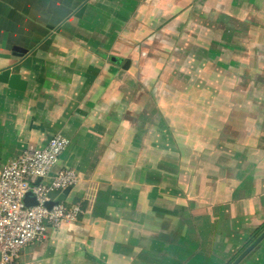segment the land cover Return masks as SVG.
<instances>
[{
	"label": "crops",
	"instance_id": "obj_1",
	"mask_svg": "<svg viewBox=\"0 0 264 264\" xmlns=\"http://www.w3.org/2000/svg\"><path fill=\"white\" fill-rule=\"evenodd\" d=\"M242 1L0 0V71L27 83L0 81V160L64 134L52 174L79 172L67 199L85 209L16 264H227L243 251L264 223V116L248 86L264 87V58L238 68L246 36L264 47V11L240 7L264 0ZM241 264H264V241Z\"/></svg>",
	"mask_w": 264,
	"mask_h": 264
},
{
	"label": "built area",
	"instance_id": "obj_2",
	"mask_svg": "<svg viewBox=\"0 0 264 264\" xmlns=\"http://www.w3.org/2000/svg\"><path fill=\"white\" fill-rule=\"evenodd\" d=\"M69 143L68 137L56 133L43 147L28 145L15 159L0 160V264H16L23 249L41 240L49 226L76 222L83 213L80 202L47 205L80 181L79 172L72 167L52 174ZM29 193L35 204H26Z\"/></svg>",
	"mask_w": 264,
	"mask_h": 264
},
{
	"label": "rangeland",
	"instance_id": "obj_3",
	"mask_svg": "<svg viewBox=\"0 0 264 264\" xmlns=\"http://www.w3.org/2000/svg\"><path fill=\"white\" fill-rule=\"evenodd\" d=\"M242 1V0H241ZM242 3H243V1H242ZM260 4V3H259ZM258 4V2H256V4L254 3V5L251 7H245L246 5H247V2L244 4V5H242V7H240V10H241V13L243 12V13H251V12H254L253 14H255L256 15V19L258 20V19H260V20H263V18L261 17V12H263L264 11V6H262V5H259ZM243 9V10H242ZM209 20H212L211 18H208V22H209ZM259 21V20H258ZM260 22V21H259ZM195 24L193 25V26H198V24H197V22H196V20H195V22H194ZM211 24H213V22H211ZM260 27H262V23H259L258 24ZM207 28V27H206ZM206 31H207V33H210L211 31H209L208 29H206ZM204 33H206V32H204ZM247 37L249 38V40L251 39V38H253V41L251 42L252 43V47H254V48H252V49H248V50H243L242 51V57H240V59L241 60H244V59H247V58H249V64H245V65H243V66H245V67H241V65H240V68H238L239 70H243L244 68L245 69H247V71H248V69L249 68H253V71H261L260 70V68H261V62L263 61V58H264V47L263 46H261L259 43H258V41H259V36H258V39H256V37H254V35H253V37H251L250 35H248V36H246L245 37V39L244 40H246L247 39ZM241 44H245V43H248V42H245V41H242V42H240ZM183 50L184 49H181V47L180 48H178L175 52H180L181 54L183 53ZM183 55V54H182ZM181 55V56H182ZM202 55L203 54H201V53H197V55H196V60H197V62H200L203 58H204V56L202 57ZM175 56V55H174ZM201 57H202V59H201ZM181 57H179L178 59H180ZM181 59H183V58H181ZM194 62H195V60H194ZM196 62V63H197ZM184 68H185V70H186V73H190V72H192V73H196V72H199V69H201L202 67H200L199 65H193V63H190V64H188L187 66H184ZM247 71H246V73H247ZM249 73H251L252 74V72H249ZM254 73V72H253ZM242 79L243 80H246L245 79V77H242ZM249 87L251 86L252 88H255V90H256V98H254L253 100H254V104H255V109H256V111L259 113V118L261 119V118H263V116H264V113H262L263 112V109H264V96H263V94H264V87H261L260 85H258V82L256 81V79H253L251 82H249V85H248ZM84 208H83V212H84ZM240 255V254H239ZM238 255V256H239ZM237 256V257H238ZM236 257V258H237ZM235 258V259H236ZM234 261V260H233ZM232 261V262H233ZM231 262V263H232Z\"/></svg>",
	"mask_w": 264,
	"mask_h": 264
},
{
	"label": "water",
	"instance_id": "obj_4",
	"mask_svg": "<svg viewBox=\"0 0 264 264\" xmlns=\"http://www.w3.org/2000/svg\"><path fill=\"white\" fill-rule=\"evenodd\" d=\"M0 81L6 82L9 84L10 87L17 88V89H24L26 87V84H27L26 80L22 79L20 74L12 73L11 67L0 71ZM39 180H40V178H39ZM71 190H72V187L66 188L58 196V198L56 200L49 201L47 203V205L49 207H52L55 203H58L59 201H65ZM25 202L27 205H31V204H35L37 201L32 196V194L29 193L25 199ZM263 239H264V230L250 245H248L240 253V255L231 264H239L254 248H256L260 244V242ZM0 261H1V253H0Z\"/></svg>",
	"mask_w": 264,
	"mask_h": 264
},
{
	"label": "trees",
	"instance_id": "obj_5",
	"mask_svg": "<svg viewBox=\"0 0 264 264\" xmlns=\"http://www.w3.org/2000/svg\"><path fill=\"white\" fill-rule=\"evenodd\" d=\"M69 195V194H68ZM68 197V196H67ZM67 203H70V202H68V199H66L65 200ZM263 230H264V223L263 224H261L257 229H255V231L252 233V235L249 237V239H248V241L243 245V247L241 248V250H244L245 249V247L246 246H248V245H250L262 232H263ZM264 241V239L260 242V244L262 243ZM255 249V248H254ZM253 249V250H254ZM252 250V251H253ZM251 251V252H252ZM251 252L249 253V254H251ZM240 253H241V251H240ZM239 252L236 254V256H234L232 259H231V261H229L227 264H231V262L233 261V260H235V258L240 254ZM248 254V255H249ZM247 255V256H248ZM247 256L239 263V264H241L246 258H247Z\"/></svg>",
	"mask_w": 264,
	"mask_h": 264
}]
</instances>
